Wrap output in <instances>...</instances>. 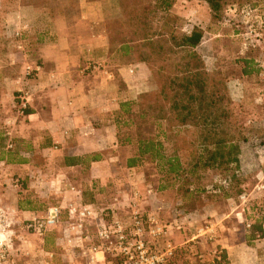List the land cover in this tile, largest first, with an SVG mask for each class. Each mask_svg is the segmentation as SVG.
<instances>
[{
  "label": "crops",
  "instance_id": "0c3cea01",
  "mask_svg": "<svg viewBox=\"0 0 264 264\" xmlns=\"http://www.w3.org/2000/svg\"><path fill=\"white\" fill-rule=\"evenodd\" d=\"M6 8L11 11L6 16L3 14L2 20L6 22L8 18L7 25L13 27L14 33L21 32L19 41H22L21 76L12 81L14 106L19 108L22 91L28 97L26 108L19 110L17 132L7 134L16 138L13 146L24 163L0 161L5 180L10 181L17 175L20 186L24 181L33 187L34 197L40 200L53 195L48 189H54L53 193L63 200L62 207L77 201L115 210L120 215L133 207L144 214L163 216L164 210L173 204L170 191H151L138 169L125 165L135 155L136 146L120 144L117 139L120 105L132 102L148 90L151 76L144 64L113 62L105 25L110 12H114V0H0V9ZM229 9L227 12L232 13ZM260 13L262 17L248 24L242 19L241 26L236 25L235 29L231 28L233 24L227 25L226 35L232 39L230 43L238 46L241 58L235 64L242 66L239 76L228 79L232 102L236 101L234 98L237 101L243 98L242 82L264 76V13ZM212 31L213 40L223 35L218 26ZM219 52L224 54L223 50ZM215 56L211 58L213 68H217ZM92 64L99 68L91 71L88 68ZM28 66L39 67L32 79L25 77ZM258 92L256 103L264 99V88ZM127 150L132 152L121 164L119 153ZM241 152L250 154L256 164L260 161L259 155L264 159L262 145L241 148ZM92 156L97 161H90ZM248 158L240 156L241 165ZM118 170L125 175L118 177ZM146 201L152 202L150 210L144 208ZM18 204L17 201L14 208L26 219L38 216L33 211L19 210ZM174 212L178 215L168 224L172 233L174 229L194 226L201 217L197 208L189 211L178 208ZM65 228V221L55 228L53 244L62 257L72 258L69 264L108 263V258L103 259L100 254L96 262L90 263L86 256L88 243L77 242L70 231L72 240L68 242L63 236ZM84 231L83 235L88 234L93 241V228L88 226ZM236 236L229 231L228 239L217 242L229 262L236 252L233 243ZM239 245L238 248L253 251L257 259L260 255L264 259V239L255 241L252 248L244 241Z\"/></svg>",
  "mask_w": 264,
  "mask_h": 264
},
{
  "label": "rangeland",
  "instance_id": "374dc122",
  "mask_svg": "<svg viewBox=\"0 0 264 264\" xmlns=\"http://www.w3.org/2000/svg\"><path fill=\"white\" fill-rule=\"evenodd\" d=\"M251 1L258 2L256 6L257 16L262 17L260 12L264 13V9L259 8V6L264 7V0ZM234 5L239 8L243 6L242 4ZM231 6V3H227L220 12L219 22L213 24L210 20L209 9L206 4L202 2L195 0H175L171 12V16L177 19V32L180 31L187 34L192 28H198L203 32V39L194 53L202 60L205 73L210 75L218 72L221 75L220 79H227V83L228 79H234L239 76L242 67L240 64H235V61L241 59L238 55V46L230 43L232 39L228 38L226 35L227 25L230 26L233 24L234 26L231 25V28L235 29L236 25H239V27L241 26L240 24L242 21V16L239 13L234 14L227 12L228 8ZM129 9H131L130 5ZM8 11H11L10 8L4 10L0 9V156L3 154L4 157L7 156L8 153H14L15 148L12 141H17L16 138H12L7 134L9 132L15 134L20 125L19 108L18 106H14L15 101L12 97V81L21 76L22 71V41H19L21 35L19 38H16L12 29L13 27L7 25L8 18L5 20L6 22H4V19L2 20V17H4L3 14ZM8 13H6L5 16ZM121 18L122 12L118 9L114 10L113 13L110 12L108 17L109 20H121ZM217 26L219 32L223 35L219 39L213 40L211 33ZM239 38L241 37L239 36ZM219 50H223L224 54L220 53ZM213 55H216L217 68L211 66V58ZM184 62L194 64V60H191L186 54L171 56L169 60L164 61L163 64L167 66L166 71L168 72V77L172 78L177 66ZM150 82L148 90L143 94H149L151 97H149V99L147 97L145 103H143V105L140 106V110H138L139 113L144 110L150 116V119L135 121V128L133 127L134 131L131 133L133 139L135 134L145 137L155 135L156 132L153 128L154 120L156 119H164L161 121V124L164 126L163 129L170 128L172 130V128L176 127V122L173 120L174 116L172 112L168 110L167 103L161 102L158 95V86H156V82L152 76ZM244 83L242 82L244 88L243 98L240 97V101H237V98L233 97L234 100H236L233 104L235 108L238 106L241 107L240 109L243 113L242 128H244L243 132L247 136V144H242L251 147L259 145L261 138L264 136V99H261L258 103L255 101L257 95L260 93L258 91L264 88V76L246 80ZM227 92H229V89H227ZM186 130L187 133H183L186 138L180 139L178 138L179 134H177L176 138H169V143H165V148L169 151L179 146H185L187 161L190 159V165L194 161L193 158L195 156V149L198 145V139L191 129ZM181 132L182 130H179V133ZM163 139L162 137L161 140ZM9 146L11 147L9 148ZM130 152H132V150H127V152L120 151L119 157L121 164L124 163L126 156L130 154ZM248 157L246 163L242 165L243 173L236 179L235 188L231 191L230 198L226 200L227 202L222 199H215L211 209L207 211V218L205 217L204 219L199 217L196 222L193 223L194 226L186 227L184 230L174 229L172 242L175 246L174 255L176 254V256L169 264H264V259L261 255L257 259L253 251L238 248L240 247L239 242L244 241V238L248 235V229L245 228L244 222H251L256 219L258 216V209L264 211V191L262 193L254 191L257 185H264V159L262 155H259L260 161L256 164L254 158H251L250 154ZM1 169L0 167V240L8 243V255L10 258L14 260L15 264H69L72 258L62 257V254L57 253L54 248V231L45 233L42 237L26 232L24 222L28 219L14 208L17 201L24 207L25 202H31L29 208H31L33 212H36L39 217L42 216L48 208L60 206L63 200L58 199L57 195L54 194V189H48L49 193L53 195H50L47 199H37L34 197L33 187H29L28 184L22 181L23 184L21 188V180L17 175L11 177L10 181H6V174L4 171H1ZM138 171L143 175L146 184L149 185V189L153 192L157 190L158 193H161L162 191L160 188H165L166 186L167 189L165 191L170 189L169 186H172L174 189L179 186L183 193L187 189L184 183L177 184L167 179L163 174L159 173L157 168L152 164H144ZM224 172V169L207 172L199 170L196 179L197 188L200 190L201 187L207 186L214 177L222 175ZM118 174L120 178L125 175L122 170H118ZM193 178H195V176H193ZM111 187L110 185V188ZM239 190L241 192L240 194L244 193L249 196L245 206H240L237 200L238 196H240V194H238ZM142 193H145L144 189H142ZM19 197L22 199H19ZM198 198H202L203 200L205 197L203 195L191 194V196L187 198V205L193 206L199 200ZM146 202L144 208L150 210L151 206L149 204H152V202ZM173 204L172 207H168L164 210L163 216L157 217L166 225L172 223L173 217L178 215V213L174 211L178 209L179 206L175 205L174 202ZM211 210L215 211L216 215H214V213L212 214ZM241 210H243L242 216L237 217V214L241 213ZM209 224L214 225L216 228V240L212 244L206 243L203 239L195 242L189 241L194 236V230L196 228ZM193 227L195 229H193ZM228 230L237 235L233 237L235 240V242H233L235 243L234 247L237 248L236 252L234 250L235 253L234 256L231 257V262L226 261L224 263L221 260L224 254L219 249L220 245H218L217 242L228 239ZM214 251H216L219 256V260L213 257L212 253ZM49 253H54L52 259H49L47 256Z\"/></svg>",
  "mask_w": 264,
  "mask_h": 264
},
{
  "label": "trees",
  "instance_id": "16d2710c",
  "mask_svg": "<svg viewBox=\"0 0 264 264\" xmlns=\"http://www.w3.org/2000/svg\"><path fill=\"white\" fill-rule=\"evenodd\" d=\"M195 1L206 4L213 23L219 22L220 12L227 3L248 5L252 8L258 5L257 1L251 0ZM174 3L175 0H114V10H121L122 18L108 19L105 25L113 62L118 65L132 61L144 64L158 86L161 102L167 103L168 110L172 112L176 122V127L172 130L163 129L161 121L164 119H156L153 128L155 135L145 137L135 134L133 139L131 133L134 131L133 127L135 128V121L150 119L144 110L138 112L147 97H151L142 93L132 102L120 105L121 119L116 121L117 139L120 144L133 143L136 146L133 158L125 162L127 167L139 170L149 163L167 179L177 184L184 183L187 186L184 193L179 186L176 189L169 186L172 201L182 211L200 209V218L205 219L206 212L215 199L226 201L230 198L236 179L243 173L240 156L243 159V156L247 158L249 155L241 152V148L248 147L242 144L247 142V136L242 128L241 107L235 108L228 95L227 79H220L218 72L210 75L205 73L202 60L194 53L203 39V32L198 28H192L187 34L177 32V19L171 16ZM178 54H186L194 60V64L184 62L177 66L173 77L169 78L167 66L163 62ZM186 129H191L198 139L194 161L190 165L185 146L169 151L165 148L169 138H176L177 134L180 139L186 138L183 134L187 133ZM179 130L182 132L179 133ZM259 145L264 146V136ZM97 159L95 156L89 158L90 161ZM0 161L16 165L24 163L17 148L13 154L8 153L5 157L2 154ZM219 169H224L225 172L214 177L207 186L201 187L200 190L197 188L199 170L207 172ZM166 189L167 186L160 188L162 192ZM240 193L239 190L238 194ZM191 194L203 195L205 198H198L193 206L187 205V198ZM24 205L25 207L18 204V209L32 211L29 208L31 202H25ZM263 224L264 211L258 209V216L251 221L248 235L244 238L248 248H252L255 241L264 239ZM175 256L176 254L165 264H169ZM221 260L225 263L226 256L223 255Z\"/></svg>",
  "mask_w": 264,
  "mask_h": 264
},
{
  "label": "built area",
  "instance_id": "2783aa9c",
  "mask_svg": "<svg viewBox=\"0 0 264 264\" xmlns=\"http://www.w3.org/2000/svg\"><path fill=\"white\" fill-rule=\"evenodd\" d=\"M232 13H239L245 24L258 19L256 10L248 5L241 8L232 5L229 9ZM249 21V22H248ZM21 32H16L15 37L19 38ZM99 65L92 64L88 69L95 71ZM39 72V67H26V79L34 78ZM22 99L19 100V110L26 108L27 92L22 91ZM11 146H9L10 148ZM254 191L262 193L264 185L259 184ZM247 194H240L237 200L240 206L248 202ZM241 213L237 217H241ZM65 221V232L63 236L70 242L68 235L70 231L77 242L88 243L86 256L90 263L97 261L96 256L100 254L103 259H108L107 264H165L175 253V246L172 242V230L170 226L162 223L153 214H144L135 208H129L124 215L115 210H104L94 205L82 204L81 202H68L65 206L48 208L42 216H33L24 223L25 231L42 237L45 233L54 231L55 228ZM93 228V241L88 234H84L86 227ZM246 229H250L251 222H244ZM194 236L189 240L195 242L203 239L206 243L212 244L216 240V228L209 224L200 226L194 230ZM8 243L0 240V264H15L8 255ZM213 257L219 260L216 251ZM49 259L53 254H47Z\"/></svg>",
  "mask_w": 264,
  "mask_h": 264
}]
</instances>
